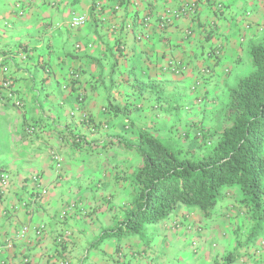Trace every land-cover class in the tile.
Here are the masks:
<instances>
[{"label": "crops", "instance_id": "crops-1", "mask_svg": "<svg viewBox=\"0 0 264 264\" xmlns=\"http://www.w3.org/2000/svg\"><path fill=\"white\" fill-rule=\"evenodd\" d=\"M215 1L0 0V264H264V235L245 244L233 191L211 219L180 205L137 235L102 236L134 199L143 161L126 146L142 131L158 139L171 113L223 124L249 74L264 0ZM194 3L191 17L168 16ZM73 14L87 24L70 27Z\"/></svg>", "mask_w": 264, "mask_h": 264}, {"label": "trees", "instance_id": "trees-1", "mask_svg": "<svg viewBox=\"0 0 264 264\" xmlns=\"http://www.w3.org/2000/svg\"><path fill=\"white\" fill-rule=\"evenodd\" d=\"M250 61L253 71L229 90L225 125L211 152L196 157L148 131L139 133L138 145L126 146L143 161L133 179L134 199L125 208L123 223L102 236L137 235L180 205L211 219L231 191L240 195L249 218L245 244L264 235V41L251 47ZM82 140L77 136L73 144ZM232 262L229 255L219 264Z\"/></svg>", "mask_w": 264, "mask_h": 264}, {"label": "rangeland", "instance_id": "rangeland-1", "mask_svg": "<svg viewBox=\"0 0 264 264\" xmlns=\"http://www.w3.org/2000/svg\"><path fill=\"white\" fill-rule=\"evenodd\" d=\"M247 67L248 69L246 72L250 73L253 71L251 61H249ZM170 105V108L167 106L168 113H171L173 108H176L172 104ZM182 112H184V117H182ZM182 112H177L175 114L171 113L170 115L167 113L168 116L164 119L166 129H164L165 126H158L157 129L154 130L158 139L175 146L177 145L184 151L190 152L196 157H201L211 152L217 140V133L225 125L224 119L222 118L223 124L220 123L222 121L218 120L217 116H215L216 112H213V116L211 115L207 121L202 119L201 122H193L191 125L189 122H184V119L188 117V113L186 111ZM158 131L160 132L159 134ZM138 144L139 142H134V146ZM140 160L142 159L138 157L137 163H139Z\"/></svg>", "mask_w": 264, "mask_h": 264}, {"label": "built area", "instance_id": "built-area-1", "mask_svg": "<svg viewBox=\"0 0 264 264\" xmlns=\"http://www.w3.org/2000/svg\"><path fill=\"white\" fill-rule=\"evenodd\" d=\"M122 1H125V0H122ZM210 1L215 2V4H216L215 0H210ZM197 12H198V7L194 3V4L185 5L183 8L176 10V11H168V16L173 17V18H179V17L187 18V17H191L192 15L196 14ZM168 16H166V18H165V23H168L170 21ZM87 22H88V19L85 15L73 14L70 21H69V25L72 28L78 29V28L84 27L87 24ZM219 54H220V51H218V50L214 52V55L216 57H218ZM171 68H172V72H174L175 74H180L184 70V67L181 65H178V64H172ZM201 73L208 75L210 73V71H209V69H203L201 71ZM36 130H37L36 127H30L29 128V132H31V133H35ZM52 156H53L54 161L56 162V167L58 169H60L62 167V164H61L62 160L60 159L59 155H57L56 153L53 152ZM43 194H46V191H43ZM1 196H2V191H0V197ZM43 231H44V227L41 226L40 229L37 231V233L42 234Z\"/></svg>", "mask_w": 264, "mask_h": 264}]
</instances>
